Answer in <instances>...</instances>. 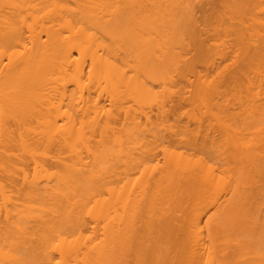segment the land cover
I'll list each match as a JSON object with an SVG mask.
<instances>
[{
    "label": "bare ground",
    "instance_id": "bare-ground-1",
    "mask_svg": "<svg viewBox=\"0 0 264 264\" xmlns=\"http://www.w3.org/2000/svg\"><path fill=\"white\" fill-rule=\"evenodd\" d=\"M214 1L0 0V264H264V0Z\"/></svg>",
    "mask_w": 264,
    "mask_h": 264
},
{
    "label": "rangeland",
    "instance_id": "rangeland-1",
    "mask_svg": "<svg viewBox=\"0 0 264 264\" xmlns=\"http://www.w3.org/2000/svg\"><path fill=\"white\" fill-rule=\"evenodd\" d=\"M215 1H216V0H215ZM215 1H214V2H215ZM220 2H221V1H220ZM216 3H218V1H217ZM216 3H214V6H215ZM219 4H221V3H219ZM221 5H222V4H221ZM221 5H220V6H221ZM220 6H219V8H220ZM215 7H216V6H215ZM218 10H219V9H218ZM201 144L204 145L205 143L203 144V143H201V142H200V143L198 142V145H199V146H198L196 149H198V148L201 146ZM206 146H207V145H206ZM208 146H209V145H208ZM202 148H204V147L201 146V147H200V150H201ZM209 148H210V147H209ZM209 148H208V149H209ZM205 149H206V148H204V150H205ZM208 149H207V150H208ZM204 150H203V151H204ZM209 151H212V150L210 149ZM205 152L208 153L206 150H205ZM210 155L213 156V152H210L209 156H210Z\"/></svg>",
    "mask_w": 264,
    "mask_h": 264
}]
</instances>
